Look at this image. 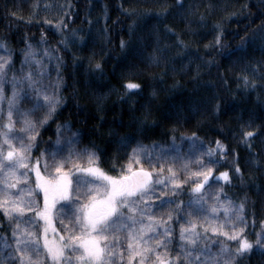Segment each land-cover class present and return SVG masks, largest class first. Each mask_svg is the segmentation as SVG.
Here are the masks:
<instances>
[{"label": "snow or ice", "instance_id": "snow-or-ice-1", "mask_svg": "<svg viewBox=\"0 0 264 264\" xmlns=\"http://www.w3.org/2000/svg\"><path fill=\"white\" fill-rule=\"evenodd\" d=\"M175 4L183 8V0H175ZM74 7L72 0L30 5L28 23H43L58 37L54 43L48 42L44 28L39 39L25 34L19 48L10 44L6 34H0V227L5 229L0 232V264H241L254 252L264 255V219L259 220L255 238H250L257 223L256 199L247 191L234 198L224 190L234 184V177H239L241 187L264 199V184L253 187L254 182L245 181L240 154L236 147H229L228 135L230 132L231 141L246 149L247 163L259 167V150L254 144L261 137L264 147L261 136L264 119L251 111L245 118L243 109L237 110L227 102L222 106L220 99H215L218 93L196 97L189 90L186 97L170 105L161 114L162 119L176 122L171 125L173 134L166 142L142 139L158 122L147 119L159 94L157 88H150L146 100L140 103L141 116L134 114L133 100L129 105L132 113L129 121H115L121 127L134 122L135 127L122 133L110 128L108 141L103 145L95 139L82 143L86 133L81 128L73 129L70 119L56 122L54 139H41L59 111L67 107V98L61 95L67 86L61 75L67 62L61 52H71L73 47L87 48L91 25L101 19L105 25L107 22L105 5L102 17H81L87 20V29H70L76 18ZM91 7L89 4L87 11ZM116 7L118 13L132 17L127 35L118 41L122 55L114 58L106 73L104 65L111 52L102 49L103 55L94 59L97 52L89 51L85 71L88 75L115 77L113 87L121 91L122 98L140 93L144 87L138 79L143 72L140 63L158 64L163 57L166 62L161 69L163 78L168 60H183L189 52L194 55L198 52L183 39L184 32L197 37L207 35L206 30L191 29L190 22H186L179 32L164 25L163 35L174 36V40L161 44L160 36L156 35L150 41L152 33L136 35L137 22L152 16L159 22L167 16L170 6L153 10L128 7L118 0ZM246 7L247 4L241 5ZM52 8L58 13H53L52 18L31 19ZM228 15L235 18L238 14ZM247 15L250 19L245 27L255 18V13ZM119 21L118 14L112 23ZM196 22L199 25L206 22L203 14ZM211 27L215 32L202 45L204 50L214 48L216 55L239 61L248 55L250 46L255 50L259 41V50L264 52V17L251 24L232 47H225L223 37L227 30L220 23L214 22ZM100 30L106 44L110 29L105 26ZM120 30H125L123 25ZM237 31L233 30L234 34ZM20 39L17 38V43ZM91 43L95 44V40ZM149 43L152 50L145 52ZM172 48L177 52L164 57ZM199 59L209 68L216 66V76L227 84L224 70L215 64L214 56L206 61L203 57ZM190 61L191 57L184 67H190ZM83 62V56L73 53V68ZM258 68L259 63L246 62L243 73L236 74L245 91L258 86L247 74L249 69L257 73ZM200 75L198 64L191 78L193 90L210 86V82L198 81ZM169 87L178 88L179 81ZM202 110L214 115L234 112L230 117L234 123L231 126L221 123L219 135L207 143L196 131L180 133L177 139V123H187ZM98 120L103 123L104 117ZM254 120L259 122L253 123ZM112 145L113 151L108 155ZM225 164L227 167H222ZM261 207L264 210V204Z\"/></svg>", "mask_w": 264, "mask_h": 264}, {"label": "trees", "instance_id": "trees-1", "mask_svg": "<svg viewBox=\"0 0 264 264\" xmlns=\"http://www.w3.org/2000/svg\"><path fill=\"white\" fill-rule=\"evenodd\" d=\"M35 2L43 4L45 2L49 4H57L60 0H0V34H6L9 38L10 44L13 47L19 48L23 43L22 37L27 34L35 39H39L41 29H45V33L48 37V42L54 43L58 37L54 35L53 31L43 23H28L30 5ZM66 3V0H65ZM75 13V19L69 25V28L82 27L87 29L88 22L86 19L82 20L83 16H90L93 19L103 16V7L107 6L108 16L107 22L101 19L97 23L91 25V31L89 35V45L87 48L77 50L72 48L71 52H61L64 56L67 67L63 68L61 75L66 81V87L62 90V97L67 98V107L62 108L56 116V119L52 120L51 124L42 132L41 139L46 140L49 137L55 138V126L58 120L70 119L72 120V128H81L86 135L82 138V143L89 139H95L98 144H105L108 141V132L112 128L116 133H122L125 131H131L135 127L133 122L131 125L125 124L121 127L117 122L118 120L129 121L132 113L129 111V105L136 102L135 115L141 116L143 110L140 108V103L144 102L147 97V93L150 88L159 89V94L152 102L153 107L150 114L147 116L148 120H157L155 128L142 137L144 142H148L152 139L159 140L160 142H166L168 137L173 133L170 131L171 125L176 123L175 121H168L161 118V114L169 110L170 105L177 103L182 97H186L189 90H192V95L196 97L211 96L213 93H218L215 99H220L223 106L226 102L232 104L237 110L243 109L245 118L248 117L249 111L254 113L260 119H264V52L259 50V41L256 42V48L250 46L248 55L243 60L233 61L232 57H220L216 55V49L210 48L204 50L202 45L209 40L215 32V29L211 26L213 23H220L222 27L227 30L223 40L227 43L225 47H232L240 36L248 31L251 24L257 23L262 17H264V3L261 0H183V8H178L175 4V0H123L125 6L128 7H143L156 9L163 7L164 5L170 6L171 10L166 17H163L161 21H157L154 16L144 17L142 21L137 22L136 35H145L152 33L149 40L155 38L156 35L160 36V43L165 44L175 39L174 36L165 37L163 35L164 25L175 28L177 32L185 28L186 22L191 29H200L207 31V35L197 37L192 32H184L183 39L189 43L190 47L197 48V54L189 52L184 59L174 58L167 61L168 69L167 74L161 76V69L165 67V60L162 57L161 62L158 64L148 65L147 61L140 63V67L143 68V72L138 79L143 83L144 87L140 93L133 92L131 96L122 98V93L119 90H115L113 87L116 85L115 77H104L97 75H88L85 71V65L88 63V52L95 50L97 56L94 59L103 55L102 49H106L111 52L105 62V72H108L109 67L115 62L114 58H118L122 55L118 46V41L121 36L127 35V24L132 18L130 16H124L122 13H118L117 3L118 0H72ZM91 4V11H87L88 5ZM242 4H247L246 8H241ZM190 9V13L188 10ZM236 12L238 15L235 18H229V13ZM15 13V16L11 15ZM53 13H57L56 8H52L50 11H40L37 17H31L33 20H42L44 18H52ZM180 13V15H177ZM248 13H255V18L251 19V24L245 27L246 21L250 19ZM58 14V13H57ZM120 15V21L113 24V19ZM203 14L205 23L203 25L197 24V18ZM242 17V18H241ZM121 25L124 26V31H121ZM107 26L110 31L108 33L109 39L107 43H104V33L100 30ZM233 30H238L235 34ZM83 35L84 33H78ZM17 38H21L17 43ZM95 40V44L91 41ZM152 50V44L149 43V47L145 49V52ZM177 52V49L172 48L170 52L163 54L166 56H173ZM75 53L78 56L84 57V62L76 68L72 66V55ZM215 57V64L219 66V69L224 70V80L228 81L227 84H223L216 76L217 67L212 66L209 68L206 64H201L199 57H203V60H207L209 57ZM191 57V66L184 67ZM249 65L253 63H259L257 73L249 71L247 72L250 81L255 79L258 86L250 91H245L243 88V81L236 79L238 72L243 73L244 64ZM16 66H19V55L16 56ZM47 63V61H45ZM139 63V61H138ZM200 65L201 75L198 77L200 82H210L208 87H199L194 89V82L192 81L193 71L196 70V66ZM173 69H176L175 71ZM55 75V72L52 73ZM136 78V77H132ZM179 81V87L170 90V85ZM187 103V100H185ZM234 112L223 111L219 114H212L208 111H198L190 121L184 123L183 121L177 123L175 128V135L179 139L180 133L197 132L199 137H202L207 143L209 139L214 140L218 135L217 130L221 123L231 126L234 121L230 117L234 116ZM103 116L104 122L100 123L98 117ZM258 120H254L253 123H258ZM67 134V133H65ZM229 147H236L240 154V162L244 165L243 175L246 182H254L255 185L264 184V147L261 145V137H257L254 147L258 151V159L260 162L259 167H253L247 163V152L244 147H238L231 141V133L229 132ZM264 136V132L261 133ZM131 146V145H129ZM114 145L109 147L108 155H111ZM39 151V147L36 152ZM123 151V150H121ZM36 152L33 153L35 157ZM102 167H106V164H102ZM227 167V165H222ZM219 171L220 169H216ZM216 187V185H212ZM234 198H238L240 194L247 191L250 197L256 199V226L251 229L250 238H255V231L260 227L259 220L264 219V210H262V204L264 199L257 196L255 191L240 186V178L234 177V184L224 189ZM183 198V197H181ZM57 227H59V221H56ZM251 227V226H250ZM5 229L0 227V232H4ZM241 264H264V255L258 252H254L250 257L241 261Z\"/></svg>", "mask_w": 264, "mask_h": 264}]
</instances>
